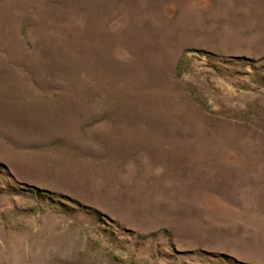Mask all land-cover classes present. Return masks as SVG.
Masks as SVG:
<instances>
[{
  "label": "rangeland",
  "instance_id": "rangeland-1",
  "mask_svg": "<svg viewBox=\"0 0 264 264\" xmlns=\"http://www.w3.org/2000/svg\"><path fill=\"white\" fill-rule=\"evenodd\" d=\"M0 264H264V0H0Z\"/></svg>",
  "mask_w": 264,
  "mask_h": 264
}]
</instances>
